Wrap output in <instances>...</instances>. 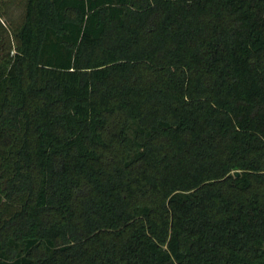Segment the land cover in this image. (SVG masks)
Segmentation results:
<instances>
[{
    "label": "trees",
    "instance_id": "1",
    "mask_svg": "<svg viewBox=\"0 0 264 264\" xmlns=\"http://www.w3.org/2000/svg\"><path fill=\"white\" fill-rule=\"evenodd\" d=\"M0 264H264V0L0 24Z\"/></svg>",
    "mask_w": 264,
    "mask_h": 264
},
{
    "label": "rangeland",
    "instance_id": "2",
    "mask_svg": "<svg viewBox=\"0 0 264 264\" xmlns=\"http://www.w3.org/2000/svg\"><path fill=\"white\" fill-rule=\"evenodd\" d=\"M25 0H4L1 4L3 8H0V13L4 12L3 16H0V24L6 27L15 26L21 19L23 14Z\"/></svg>",
    "mask_w": 264,
    "mask_h": 264
},
{
    "label": "water",
    "instance_id": "3",
    "mask_svg": "<svg viewBox=\"0 0 264 264\" xmlns=\"http://www.w3.org/2000/svg\"><path fill=\"white\" fill-rule=\"evenodd\" d=\"M239 174V170L235 169L234 170V175L237 176Z\"/></svg>",
    "mask_w": 264,
    "mask_h": 264
}]
</instances>
